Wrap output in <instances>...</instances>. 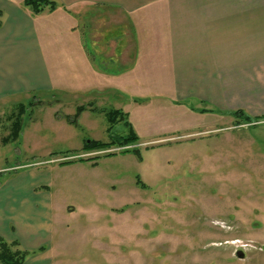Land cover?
I'll use <instances>...</instances> for the list:
<instances>
[{
  "label": "rangeland",
  "instance_id": "obj_1",
  "mask_svg": "<svg viewBox=\"0 0 264 264\" xmlns=\"http://www.w3.org/2000/svg\"><path fill=\"white\" fill-rule=\"evenodd\" d=\"M200 2L208 8L238 7L244 0ZM263 68L246 63L240 72L264 73ZM229 96L239 97L232 91ZM116 98L105 97L103 109L90 114L92 126L67 121L83 104L70 96L16 99L0 112V169L34 163L43 171L41 179L51 182L55 264H264V119L247 123L233 112L190 118L180 106L161 108L159 99L139 108ZM18 104L25 112L15 139L10 117ZM117 104L132 113V129L118 123L109 131L102 110ZM191 123L195 134L178 132L173 136H182L178 140L125 147L140 148L142 158L121 154L122 147L79 150V156L64 158L91 137L109 142L133 131L143 141L152 127L155 133L164 124ZM78 157L99 158L61 165ZM1 171L3 183L10 173Z\"/></svg>",
  "mask_w": 264,
  "mask_h": 264
},
{
  "label": "crops",
  "instance_id": "obj_2",
  "mask_svg": "<svg viewBox=\"0 0 264 264\" xmlns=\"http://www.w3.org/2000/svg\"><path fill=\"white\" fill-rule=\"evenodd\" d=\"M55 1L56 10L35 14L25 0H0V112L16 99L70 96L90 106L78 119L92 126L90 114L117 96L139 108L159 99L190 118L239 110L264 118V73L240 72L264 66V0L211 8L200 0ZM115 106L132 125L127 107ZM191 127L164 124L137 137L150 144L197 133ZM0 170L10 173L0 183V239L32 253L24 264H55L51 182L34 163Z\"/></svg>",
  "mask_w": 264,
  "mask_h": 264
},
{
  "label": "trees",
  "instance_id": "obj_3",
  "mask_svg": "<svg viewBox=\"0 0 264 264\" xmlns=\"http://www.w3.org/2000/svg\"><path fill=\"white\" fill-rule=\"evenodd\" d=\"M25 6L30 8L33 13L40 14L44 10L48 9L49 11H54L57 8V2L55 0H25L24 2ZM42 104V103H41ZM90 106H79L76 110V113L73 117H67V121L73 125H77L79 116L88 110ZM94 111H98L95 108H92ZM17 113L13 114L10 119L12 120V133L11 137H14L15 139H18L20 133L22 132V116L25 112V107L20 106L17 108ZM105 114V117L107 119L108 124L110 125L109 131L111 130L112 126L118 123H124L126 126H128L130 129L131 124L128 120V116L126 113H124L121 110H105L102 111ZM236 118L242 119L243 122L247 123H257L258 121L264 119H258V118H252L244 111H235L232 113ZM239 121V120H238ZM7 139H4V142H6ZM139 143V138L135 135V133L132 131L128 136L125 138H118L117 140L111 139L109 142H101V141H94L89 140L85 141V144L83 145L82 152L83 153H91L94 151H102V150H108L113 147H128V146H136ZM126 153H134L139 158H142V152L140 148H134L132 150H127V148L122 149L121 154ZM79 156L78 151L72 152L67 151L64 155V158H71V157H77ZM117 155V154H108V156ZM107 156V155H106ZM99 157H94L93 159H84L82 157H78L77 160H65L61 165H69L71 163L75 162H84V161H95ZM138 185H140L143 188H146V185L141 184V181L138 179L137 181ZM32 255L31 252L21 250L19 249L18 242H7L3 239H0V264H24L28 257Z\"/></svg>",
  "mask_w": 264,
  "mask_h": 264
},
{
  "label": "built area",
  "instance_id": "obj_4",
  "mask_svg": "<svg viewBox=\"0 0 264 264\" xmlns=\"http://www.w3.org/2000/svg\"><path fill=\"white\" fill-rule=\"evenodd\" d=\"M182 137H177V138H172V139H170V140H178V139H181ZM116 149H118V148H116ZM114 150V149H111V150H107L108 152H113V151H117V150ZM101 152V151H100ZM99 152V153H100Z\"/></svg>",
  "mask_w": 264,
  "mask_h": 264
}]
</instances>
